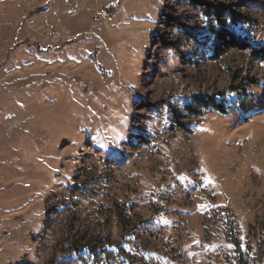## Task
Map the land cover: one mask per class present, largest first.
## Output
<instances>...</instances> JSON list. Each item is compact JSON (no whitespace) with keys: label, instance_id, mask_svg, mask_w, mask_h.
Here are the masks:
<instances>
[{"label":"rangeland","instance_id":"1","mask_svg":"<svg viewBox=\"0 0 264 264\" xmlns=\"http://www.w3.org/2000/svg\"><path fill=\"white\" fill-rule=\"evenodd\" d=\"M260 48L264 0H0V264H264Z\"/></svg>","mask_w":264,"mask_h":264},{"label":"trees","instance_id":"2","mask_svg":"<svg viewBox=\"0 0 264 264\" xmlns=\"http://www.w3.org/2000/svg\"><path fill=\"white\" fill-rule=\"evenodd\" d=\"M216 40H217V45H215L213 48L215 57L221 55L224 52L223 51L224 48L236 47L242 50L250 48L249 43H247L245 40L233 35L232 33L228 32L223 28H221L220 31L216 33ZM259 52L260 55L258 58L263 59L264 49L260 48ZM199 105L203 107H211L212 109L220 113L224 112L221 103L215 101L214 99H209V98L201 99Z\"/></svg>","mask_w":264,"mask_h":264}]
</instances>
